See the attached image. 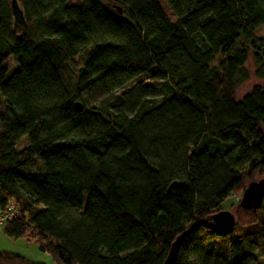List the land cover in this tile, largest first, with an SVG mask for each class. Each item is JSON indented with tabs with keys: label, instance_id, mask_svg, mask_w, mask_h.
Segmentation results:
<instances>
[{
	"label": "trees",
	"instance_id": "1",
	"mask_svg": "<svg viewBox=\"0 0 264 264\" xmlns=\"http://www.w3.org/2000/svg\"><path fill=\"white\" fill-rule=\"evenodd\" d=\"M164 1L174 21L159 0H0L3 231L55 264H163L183 233L176 264L264 245V201L213 221L264 178V0Z\"/></svg>",
	"mask_w": 264,
	"mask_h": 264
},
{
	"label": "rangeland",
	"instance_id": "2",
	"mask_svg": "<svg viewBox=\"0 0 264 264\" xmlns=\"http://www.w3.org/2000/svg\"><path fill=\"white\" fill-rule=\"evenodd\" d=\"M159 4L161 8L163 9L164 13L167 15V17L170 20L174 21L175 18L173 14L170 12L166 2L164 0H159ZM256 35L263 36L264 27L260 28L257 31ZM9 65H10V68H13L12 63H10ZM9 74L11 75L12 71H10ZM137 83H143L145 85L155 86L158 89H160L162 85L159 81L152 80L148 76H144L142 78L137 79L133 83V85ZM248 88L249 87L240 90V96L244 94L245 92H247ZM0 132H1V126H0ZM27 145H28V141L24 139L18 144V149H23ZM28 170L31 172H39L40 170L39 163L35 162L28 169L27 168L25 169V171L29 172ZM42 170L45 171V168L42 167ZM259 180L260 178L258 176L254 177V181H259ZM241 198L242 196H237V197L228 199L222 205V209H224V211H229L235 215V209L231 207L233 204L241 200ZM0 252H6V253L18 255L36 264H55L52 257L49 254L42 253L35 243L27 242L24 239L9 238L8 236L5 235L3 228L0 229ZM252 255L254 257V261H252V264H264V245L261 242L253 244Z\"/></svg>",
	"mask_w": 264,
	"mask_h": 264
},
{
	"label": "water",
	"instance_id": "3",
	"mask_svg": "<svg viewBox=\"0 0 264 264\" xmlns=\"http://www.w3.org/2000/svg\"><path fill=\"white\" fill-rule=\"evenodd\" d=\"M264 201V178L251 182L242 194L240 205L244 208L261 209ZM213 221L220 232H228L236 226L235 215L229 211H221L213 216ZM187 233H183L171 245L163 264H176L180 248Z\"/></svg>",
	"mask_w": 264,
	"mask_h": 264
},
{
	"label": "built area",
	"instance_id": "4",
	"mask_svg": "<svg viewBox=\"0 0 264 264\" xmlns=\"http://www.w3.org/2000/svg\"><path fill=\"white\" fill-rule=\"evenodd\" d=\"M17 215L13 203L9 205L7 211L0 210V229H2L8 221H12Z\"/></svg>",
	"mask_w": 264,
	"mask_h": 264
}]
</instances>
